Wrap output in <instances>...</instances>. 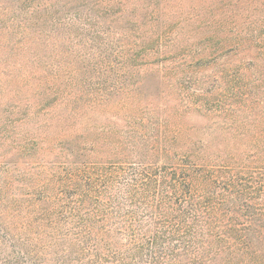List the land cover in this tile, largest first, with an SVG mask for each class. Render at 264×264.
Segmentation results:
<instances>
[{
    "label": "rangeland",
    "instance_id": "1",
    "mask_svg": "<svg viewBox=\"0 0 264 264\" xmlns=\"http://www.w3.org/2000/svg\"><path fill=\"white\" fill-rule=\"evenodd\" d=\"M128 50L150 52L124 65ZM263 50L264 0H0V182L106 160L137 111L176 118L207 159L238 156L249 141L222 110L264 118Z\"/></svg>",
    "mask_w": 264,
    "mask_h": 264
},
{
    "label": "trees",
    "instance_id": "2",
    "mask_svg": "<svg viewBox=\"0 0 264 264\" xmlns=\"http://www.w3.org/2000/svg\"><path fill=\"white\" fill-rule=\"evenodd\" d=\"M132 51L124 65L150 52ZM242 108L222 110L232 136L249 141L238 156L207 159L176 118L137 111L106 160L76 152L3 180L0 205L13 221L0 212V264H264V118Z\"/></svg>",
    "mask_w": 264,
    "mask_h": 264
}]
</instances>
